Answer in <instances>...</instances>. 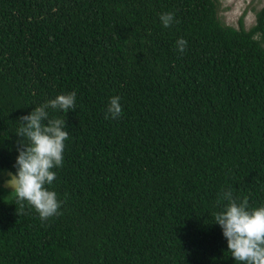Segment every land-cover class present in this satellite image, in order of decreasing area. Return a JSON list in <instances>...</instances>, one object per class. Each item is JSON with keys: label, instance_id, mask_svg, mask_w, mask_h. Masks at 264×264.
I'll use <instances>...</instances> for the list:
<instances>
[{"label": "trees", "instance_id": "trees-1", "mask_svg": "<svg viewBox=\"0 0 264 264\" xmlns=\"http://www.w3.org/2000/svg\"><path fill=\"white\" fill-rule=\"evenodd\" d=\"M219 11L0 0V175L15 172L19 117L76 93L68 113L49 109L69 132L47 185L58 214L42 220L0 181V264H236L214 214L224 190L264 204V6L250 29Z\"/></svg>", "mask_w": 264, "mask_h": 264}, {"label": "clouds", "instance_id": "clouds-1", "mask_svg": "<svg viewBox=\"0 0 264 264\" xmlns=\"http://www.w3.org/2000/svg\"><path fill=\"white\" fill-rule=\"evenodd\" d=\"M160 21L164 27H170L175 22V14L161 13ZM186 45L184 38L176 41L180 52ZM120 99L118 95L110 98L106 118L120 115ZM75 101V91L58 94L16 121L15 135L20 138L18 155L15 172L7 173L6 184L14 190L17 201H27L42 220L58 214L61 207L57 193L47 185L57 175L53 169L63 163L65 141L69 137L66 120L50 118L49 109L68 113L74 109ZM218 203H222V208L214 214L215 224L220 226L236 264H264V204L249 207L246 198L234 197L231 190L218 194Z\"/></svg>", "mask_w": 264, "mask_h": 264}, {"label": "rangeland", "instance_id": "rangeland-1", "mask_svg": "<svg viewBox=\"0 0 264 264\" xmlns=\"http://www.w3.org/2000/svg\"><path fill=\"white\" fill-rule=\"evenodd\" d=\"M264 6V0H220V17L234 27H239V21L244 20L245 27L250 29L256 22V13ZM7 173L0 175V181L6 188ZM12 189V188H11Z\"/></svg>", "mask_w": 264, "mask_h": 264}]
</instances>
